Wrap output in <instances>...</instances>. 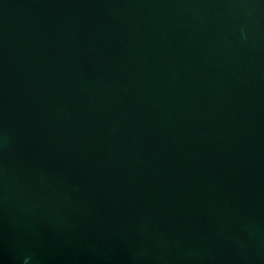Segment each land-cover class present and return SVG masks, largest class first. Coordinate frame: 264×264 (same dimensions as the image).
<instances>
[{"label":"water","instance_id":"95a60500","mask_svg":"<svg viewBox=\"0 0 264 264\" xmlns=\"http://www.w3.org/2000/svg\"><path fill=\"white\" fill-rule=\"evenodd\" d=\"M0 264H264V0H0Z\"/></svg>","mask_w":264,"mask_h":264}]
</instances>
